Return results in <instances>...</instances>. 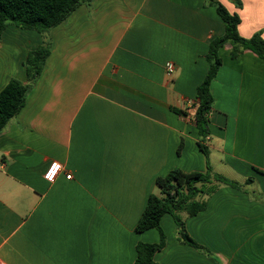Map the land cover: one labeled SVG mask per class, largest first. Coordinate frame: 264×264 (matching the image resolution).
I'll use <instances>...</instances> for the list:
<instances>
[{"label":"crops","instance_id":"0c3cea01","mask_svg":"<svg viewBox=\"0 0 264 264\" xmlns=\"http://www.w3.org/2000/svg\"><path fill=\"white\" fill-rule=\"evenodd\" d=\"M210 1L94 0L48 37L5 30L0 92L27 82L24 62L45 38L51 54L0 134V264H134L138 243L159 242L157 230L135 231L156 180L176 168L206 171L193 116L209 46L226 31ZM218 1L239 15L241 37L264 38V0ZM230 53L221 49L211 86L207 144L213 170L241 189L220 186L205 211L183 214L212 257L181 243L165 215L157 264H264V62ZM55 162L63 171L49 182Z\"/></svg>","mask_w":264,"mask_h":264},{"label":"trees","instance_id":"16d2710c","mask_svg":"<svg viewBox=\"0 0 264 264\" xmlns=\"http://www.w3.org/2000/svg\"><path fill=\"white\" fill-rule=\"evenodd\" d=\"M94 0H0V39L9 26L22 30L35 31L43 37H48L51 30L65 23L69 17L82 5H91ZM238 8L242 7L241 0H229ZM215 6L219 16L225 22L226 31L223 37L214 39L206 56L209 72L204 82L198 87L197 102L193 120L198 130V146L206 160L205 172H185L174 169L156 180L158 194H152L147 206L135 228L137 233L157 230L160 240L156 244L138 243L134 264H157L155 256L167 244V236L161 226L162 218L171 215L178 228V239L202 254L212 257L205 247L198 244L187 232L186 217H195L206 210L207 199L220 186L241 189V185L227 177L216 173L210 162L208 139L210 132V116L214 110L215 99L211 86L223 65L220 51L225 46H231V58L236 59L246 51H251L264 62V38L262 33H256L246 39L240 36L238 27L241 19L237 14H231L218 0L210 1ZM51 54V42L45 41L36 50L29 53L24 67L27 82L12 79L0 92V134L23 110L27 97L41 77L46 62ZM171 110L186 117L184 111ZM183 143L179 146L181 153ZM257 170V169H256ZM258 172H261L257 170ZM252 179H249L251 182Z\"/></svg>","mask_w":264,"mask_h":264},{"label":"built area","instance_id":"2783aa9c","mask_svg":"<svg viewBox=\"0 0 264 264\" xmlns=\"http://www.w3.org/2000/svg\"><path fill=\"white\" fill-rule=\"evenodd\" d=\"M165 71L168 77H172L176 71V66L173 63H167L165 67ZM62 171H63V166L60 163L57 162L52 163L45 175V178L49 182H53ZM67 179L71 180L72 176L68 175Z\"/></svg>","mask_w":264,"mask_h":264}]
</instances>
